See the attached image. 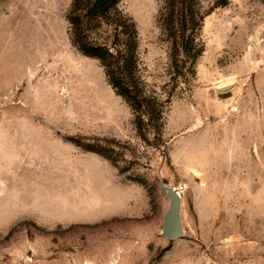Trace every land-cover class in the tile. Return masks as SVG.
Wrapping results in <instances>:
<instances>
[{
	"label": "rangeland",
	"instance_id": "1",
	"mask_svg": "<svg viewBox=\"0 0 264 264\" xmlns=\"http://www.w3.org/2000/svg\"><path fill=\"white\" fill-rule=\"evenodd\" d=\"M198 1L203 51L185 67L164 0L118 4L163 111L139 132L73 45L72 0H0V264H264V2ZM85 29L110 50L123 39ZM163 186L180 195L178 240L161 236Z\"/></svg>",
	"mask_w": 264,
	"mask_h": 264
},
{
	"label": "trees",
	"instance_id": "2",
	"mask_svg": "<svg viewBox=\"0 0 264 264\" xmlns=\"http://www.w3.org/2000/svg\"><path fill=\"white\" fill-rule=\"evenodd\" d=\"M120 1L72 0L67 21L73 45L82 55L100 63L111 87L131 109L137 130L141 132L143 125L147 126L144 119L149 123L158 121L163 111L156 98L146 94L137 75V31L134 23L118 9ZM227 3L228 0H219L213 8L225 7ZM198 6V0H164L159 16L160 25L171 43V60L174 64L181 62L183 67L195 64L203 51L201 46L197 48L194 35L203 20ZM90 23L114 25L122 41L113 50L89 41L85 26Z\"/></svg>",
	"mask_w": 264,
	"mask_h": 264
},
{
	"label": "water",
	"instance_id": "3",
	"mask_svg": "<svg viewBox=\"0 0 264 264\" xmlns=\"http://www.w3.org/2000/svg\"><path fill=\"white\" fill-rule=\"evenodd\" d=\"M227 89L224 88V90ZM165 195L169 201L168 208L163 216L161 236L168 240H178L183 235V227L180 217L181 199L177 190L163 186Z\"/></svg>",
	"mask_w": 264,
	"mask_h": 264
},
{
	"label": "bare ground",
	"instance_id": "4",
	"mask_svg": "<svg viewBox=\"0 0 264 264\" xmlns=\"http://www.w3.org/2000/svg\"><path fill=\"white\" fill-rule=\"evenodd\" d=\"M227 85V84H226ZM226 85H224V86H220L219 87V89H224V88H226ZM178 192V191H177ZM178 194H179V192H178Z\"/></svg>",
	"mask_w": 264,
	"mask_h": 264
}]
</instances>
